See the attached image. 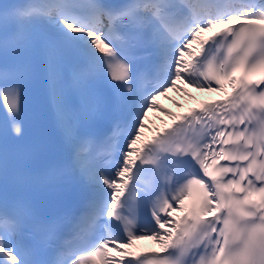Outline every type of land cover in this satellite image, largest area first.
I'll use <instances>...</instances> for the list:
<instances>
[{"label":"snow or ice","instance_id":"1","mask_svg":"<svg viewBox=\"0 0 264 264\" xmlns=\"http://www.w3.org/2000/svg\"><path fill=\"white\" fill-rule=\"evenodd\" d=\"M178 81L231 91L137 146ZM31 91L53 135L19 143ZM0 107V264H264V0L0 3Z\"/></svg>","mask_w":264,"mask_h":264},{"label":"bare ground","instance_id":"2","mask_svg":"<svg viewBox=\"0 0 264 264\" xmlns=\"http://www.w3.org/2000/svg\"><path fill=\"white\" fill-rule=\"evenodd\" d=\"M171 93H174V91H171ZM176 99H177V102H176V108H177V109H181L182 105L184 104L183 97H179V96H177ZM166 118H167V117H166ZM140 244H142V245H146V246H148V248H149V247H154V246H156L158 243H156L155 240L144 239V240H141V241H140Z\"/></svg>","mask_w":264,"mask_h":264}]
</instances>
